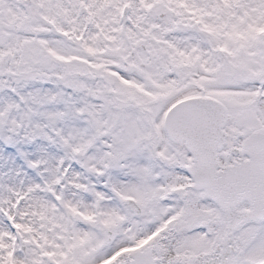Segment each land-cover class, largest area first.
I'll use <instances>...</instances> for the list:
<instances>
[{
    "label": "snow or ice",
    "instance_id": "1",
    "mask_svg": "<svg viewBox=\"0 0 264 264\" xmlns=\"http://www.w3.org/2000/svg\"><path fill=\"white\" fill-rule=\"evenodd\" d=\"M0 264H264V0H0Z\"/></svg>",
    "mask_w": 264,
    "mask_h": 264
}]
</instances>
